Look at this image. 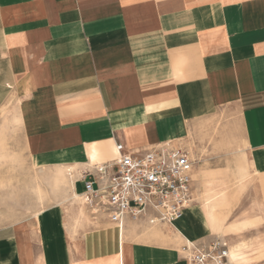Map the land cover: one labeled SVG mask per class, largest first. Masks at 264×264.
Returning a JSON list of instances; mask_svg holds the SVG:
<instances>
[{
    "label": "crops",
    "instance_id": "obj_1",
    "mask_svg": "<svg viewBox=\"0 0 264 264\" xmlns=\"http://www.w3.org/2000/svg\"><path fill=\"white\" fill-rule=\"evenodd\" d=\"M6 123L34 166L74 182L0 224V264H193L188 241L219 240L226 264H264V0H0ZM165 142L194 162L174 224L121 229L84 204L85 173L118 143Z\"/></svg>",
    "mask_w": 264,
    "mask_h": 264
},
{
    "label": "built area",
    "instance_id": "obj_2",
    "mask_svg": "<svg viewBox=\"0 0 264 264\" xmlns=\"http://www.w3.org/2000/svg\"><path fill=\"white\" fill-rule=\"evenodd\" d=\"M116 151L114 160L83 177L81 199L94 215H105L121 229L127 219L174 224L193 204L194 162L185 148L165 142L132 152L118 143ZM182 250L193 264H226L229 256L220 240L207 246L188 241Z\"/></svg>",
    "mask_w": 264,
    "mask_h": 264
},
{
    "label": "rangeland",
    "instance_id": "obj_3",
    "mask_svg": "<svg viewBox=\"0 0 264 264\" xmlns=\"http://www.w3.org/2000/svg\"><path fill=\"white\" fill-rule=\"evenodd\" d=\"M18 134L15 124H0V215L4 216L0 224L15 221L9 217L12 215L35 216L47 206L71 197L73 186L55 187L54 174L32 164Z\"/></svg>",
    "mask_w": 264,
    "mask_h": 264
},
{
    "label": "bare ground",
    "instance_id": "obj_4",
    "mask_svg": "<svg viewBox=\"0 0 264 264\" xmlns=\"http://www.w3.org/2000/svg\"><path fill=\"white\" fill-rule=\"evenodd\" d=\"M63 165V164H61ZM59 165V166H61ZM66 166V165H65ZM59 169V168H58ZM56 170V172L54 173V180H53V185L55 187L60 188L63 184H71L73 186V176H72V172H70V170L67 171V174H65V172L63 171V168L61 167L60 170ZM76 195V194H75ZM66 200V199H65ZM65 203V202H64ZM65 205V204H64ZM67 208V207H66ZM75 219V218H74Z\"/></svg>",
    "mask_w": 264,
    "mask_h": 264
}]
</instances>
